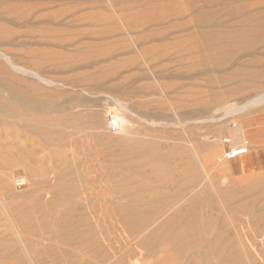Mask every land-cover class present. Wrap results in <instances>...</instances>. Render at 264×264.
<instances>
[{
    "label": "rangeland",
    "instance_id": "obj_1",
    "mask_svg": "<svg viewBox=\"0 0 264 264\" xmlns=\"http://www.w3.org/2000/svg\"><path fill=\"white\" fill-rule=\"evenodd\" d=\"M1 86L0 264H264V0H0Z\"/></svg>",
    "mask_w": 264,
    "mask_h": 264
},
{
    "label": "bare ground",
    "instance_id": "obj_2",
    "mask_svg": "<svg viewBox=\"0 0 264 264\" xmlns=\"http://www.w3.org/2000/svg\"><path fill=\"white\" fill-rule=\"evenodd\" d=\"M16 81V79L15 78H12V80H11V83H10V85H12V84H14V82ZM2 85V84H1ZM28 85H30V84H28ZM3 86H1L0 88H2ZM5 88V87H4ZM13 93V92H12ZM16 100V99H15ZM27 101V100H26ZM36 102V101H35ZM34 103V102H33ZM29 104V103H28ZM32 104V103H31ZM30 104V105H31ZM44 104H45V102H44ZM31 107V106H30ZM29 107V108H30ZM234 110H235V108H234ZM112 112H113V110H112ZM235 112V111H234ZM110 113V112H109ZM114 113V112H113ZM114 115V114H113ZM116 115V114H115ZM229 115V114H228ZM119 117H120V115H119ZM122 117V116H121ZM118 118V117H117ZM119 119V118H118ZM123 118H121V120H122ZM113 120V119H112ZM124 120V119H123ZM114 121V120H113ZM113 121H111V122H113ZM116 123V122H115ZM111 124V123H110ZM233 123H231V128L232 129H234V134H232L231 136H229V140H230V144H231V147H235V146H237V145H240L241 143H242V141L244 140L243 138H242V136H241V134H242V132H241V130L239 129V126L237 125V122H234V125H232ZM34 125V124H33ZM109 125V124H108ZM112 125H114V124H112ZM116 126H117V124H116ZM31 127V126H30ZM241 128V127H240ZM31 130H35L36 132H38V133H41L42 131L40 130V129H37V128H33L32 129V127L30 128ZM43 135H45V133L44 134H42V136ZM47 135V134H46ZM252 146V145H251ZM130 148V147H129ZM130 152L131 154H134V155H136L137 154V149L135 148V146L134 145H132V147L130 148V149H123V151H121V152ZM250 152H252V150L250 151ZM261 160H263V159H261ZM259 161V160H258ZM4 176L6 175L5 173L3 174ZM182 194V193H181ZM185 196V195H184ZM183 196V197H184ZM192 198V197H191ZM184 199V198H183ZM120 200V199H119ZM181 200V199H180ZM172 201V200H171ZM206 201H207V199H206ZM169 202H170V200H169ZM4 211H5V208H4ZM6 215H8V214H6ZM175 218V217H174ZM164 219H166V218H164ZM176 224H178V222L176 223ZM1 225V224H0ZM12 225V224H11ZM174 225H175V221H174ZM173 225V226H174ZM13 226V225H12ZM183 226V225H182ZM185 227V226H184ZM188 228V227H187ZM187 228H184V229H187ZM192 230V229H191ZM198 232H199V230H198ZM17 234V233H16ZM21 235V234H20ZM19 234H18V236H20ZM197 235H198V233H197ZM196 235V236H197ZM194 239L193 238H189L188 239V241L189 242H192ZM0 242H2L1 240H0ZM1 244L2 243H0V246H1ZM21 246H22V250H19L18 251V256L19 255H21L22 253H23V255H27L28 254V252H27V249H26V247H25V245H24V243L22 242V240H21ZM198 249V248H197ZM194 250V249H193ZM202 254H205V253H202ZM14 255V254H13ZM28 256H29V254H28ZM202 256V255H201ZM206 256V255H205ZM246 256V255H245ZM14 257H16L15 255H14ZM31 258V257H30ZM204 259H206V258H204ZM30 260V259H29Z\"/></svg>",
    "mask_w": 264,
    "mask_h": 264
},
{
    "label": "built area",
    "instance_id": "obj_3",
    "mask_svg": "<svg viewBox=\"0 0 264 264\" xmlns=\"http://www.w3.org/2000/svg\"><path fill=\"white\" fill-rule=\"evenodd\" d=\"M232 125H234V123ZM109 127L112 132L116 130L115 125L110 124ZM224 142L230 143L229 138L224 139ZM247 153H248V141L247 139H245L240 145H237L235 147H229V150L224 154V159L231 161ZM13 183L16 187L20 188L27 183V177L24 174L15 175L13 177Z\"/></svg>",
    "mask_w": 264,
    "mask_h": 264
},
{
    "label": "crops",
    "instance_id": "obj_4",
    "mask_svg": "<svg viewBox=\"0 0 264 264\" xmlns=\"http://www.w3.org/2000/svg\"><path fill=\"white\" fill-rule=\"evenodd\" d=\"M246 107H248V112H250V102L246 103ZM246 131H247V136L249 137V139H247L248 141V150L250 148V114L248 115V123H247V127H246ZM251 142H254V149L252 152L247 153V155L245 157H241V158H237L240 159L239 161V167L242 170H245L248 167H254V166H258L263 164L264 160H261L263 158L261 157H256L254 155V152H259V145L256 144L255 147V143H259V141L257 139H255V137L251 136ZM259 160V161H258Z\"/></svg>",
    "mask_w": 264,
    "mask_h": 264
}]
</instances>
